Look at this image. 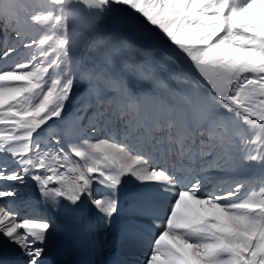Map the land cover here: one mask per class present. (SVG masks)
<instances>
[{"label":"snow or ice","instance_id":"obj_1","mask_svg":"<svg viewBox=\"0 0 264 264\" xmlns=\"http://www.w3.org/2000/svg\"><path fill=\"white\" fill-rule=\"evenodd\" d=\"M114 6L132 17L117 22L186 58L191 71L184 79L194 87L178 107L161 96L132 94L106 68L68 67L75 14L99 17ZM23 8L14 3L0 12L16 20L5 25L15 38L7 37L0 54V237L20 250L24 264H49L51 244L65 227L58 218L71 217L85 199L111 223L120 214L127 178L146 191L131 201L136 222L125 231L159 230L145 264H264V189L246 199L240 198L242 183L203 193L207 173L185 177L167 166L176 144L183 154L185 135H196L194 122L214 130L229 119L256 137L239 134L245 147L237 163L264 166V0H41L21 19ZM21 50L28 55L13 61ZM161 55L179 70L178 57L166 49ZM81 85L78 115L86 114L87 98L94 96L100 107L108 106L98 115L122 126V139L110 130L96 138L104 129L93 123L66 147L55 133L42 143L40 133L62 120ZM199 139L203 143V131ZM200 155L211 159L213 152L202 148ZM73 156L81 162L72 163ZM93 184L104 187L102 198L93 195ZM29 187L34 203L22 217L14 205Z\"/></svg>","mask_w":264,"mask_h":264},{"label":"bare ground","instance_id":"obj_2","mask_svg":"<svg viewBox=\"0 0 264 264\" xmlns=\"http://www.w3.org/2000/svg\"><path fill=\"white\" fill-rule=\"evenodd\" d=\"M118 19L125 20L117 13H114L112 17L114 30L111 32L115 41L124 38L137 45L146 47L162 44L157 40H145L136 28L126 23H119L117 22ZM165 47L168 48L166 45H163L164 50L166 49ZM111 48L112 45L110 44V51ZM167 52L174 57H178L177 61L186 63L184 60L185 58L180 56L181 54L175 52L173 48H168ZM102 65L103 64H101L100 67H102ZM176 106L178 107L179 105L176 104ZM64 116L65 113L63 117ZM66 117V127L64 129H57L55 122L50 129L46 127L40 133L42 143L46 144L52 133H55L60 136L61 144L66 147L68 142H78L79 136L90 132L91 124L93 123L104 129V131L94 134L96 138H104L105 135L109 134L110 130L111 135L115 136L117 139H122V126L119 122L114 119L111 121L108 120L107 122L105 121L104 124L100 125L98 113L96 111L88 110L86 112L84 117L85 125L83 126H81L79 120L75 119L72 115L68 114ZM227 126V131H220L222 143L220 145L214 144V146L209 147V144L206 142L203 143V145H199L193 138L199 131H203L207 134L210 133L211 130L200 126L198 122H194L192 128L198 129L196 135H192L191 132L185 135L183 139V154L180 153L181 144H176V151L170 153L167 157V166L178 175L185 177L199 174L203 178L205 173H207V179H205L202 188L203 193L227 189L234 186L235 183H242L244 187L240 192V198L246 199L249 195L259 193L264 189V166L260 164L240 165L237 163V161L244 156L243 149L245 147L237 137V130L240 124L236 120L229 119ZM246 133L252 139L256 138L253 130L248 129ZM177 140H179V137H177ZM92 142L95 141L93 140ZM202 148H208L213 152L211 159H204L201 157L200 153ZM226 158L233 160V165L231 167L225 165ZM70 159L72 163L81 162L79 158L74 156ZM162 161L161 159L160 162ZM31 189L33 188L29 187L24 189V195L22 197L27 196V191ZM33 191L35 190L33 189L31 192ZM92 191L94 196L101 198L102 191L98 188V184H93ZM145 191L146 189L138 186L137 183L134 182V178L125 179L120 189L119 201L122 203L120 214L116 215L113 220L115 230L119 232V239L118 242L112 246L106 244L107 223L101 218L102 214L97 213L96 210L92 208L87 199H85L84 204L71 217L60 216L58 219L65 227L51 244L47 257L49 264H72L74 260L75 243L73 244L71 242V235L72 228L75 224L83 226L87 230L88 239L84 246L85 264H90L91 262H93V264H145L146 256L150 255L149 244L154 236H149L145 233H138L135 235L128 234L125 231L126 227L134 226L131 221L132 219L136 220V217L131 214V208L128 211L123 210L125 204L131 206L133 198ZM43 207L47 209L46 206ZM52 215L57 219L53 212ZM156 231V235H158L159 230ZM0 264H24V257L20 250L3 237H0Z\"/></svg>","mask_w":264,"mask_h":264},{"label":"rangeland","instance_id":"obj_3","mask_svg":"<svg viewBox=\"0 0 264 264\" xmlns=\"http://www.w3.org/2000/svg\"><path fill=\"white\" fill-rule=\"evenodd\" d=\"M39 2H41V0H0V12L9 8L14 3L21 4L24 8L20 10L19 15L20 18L23 19L26 14L32 10L34 5ZM112 11L125 20H130L132 18L131 14L122 7L114 6ZM112 11L99 17L80 15L79 13L75 14L72 24V33L75 42L70 51L71 59L68 62V67L77 68V66L81 64L84 66H100L103 64V68H106L112 75L124 81L129 90L133 92L132 94L140 95L149 93L152 95H162L161 97L165 98L169 104L180 105L184 94L191 87H194V85L188 84L184 79V74L191 71L187 63L177 61L179 65L178 70L176 65H173L161 55V51L145 50L139 46L128 43L124 38L120 39L117 43L112 57L104 62L113 39L112 32L114 30V25L112 22ZM9 23L15 26L16 20L12 19L9 21L4 15H0V54H2V45L7 37L10 36L15 38V32L12 31L11 28H9L7 32L5 31V25ZM32 34L39 38L43 37V34L36 29L33 30ZM138 49H141L142 52L137 51ZM32 51L36 56H39L38 50L34 48ZM26 55H28V53L21 50L18 57H13V61L17 58L23 60ZM109 61H111V63H109ZM185 62H187V60H185ZM9 63H11V61ZM83 87L84 85H81L74 90L72 99L67 104L65 116L62 120L56 121V124L58 123L61 129L66 127L65 120L68 114L79 120L81 126L85 125V115L81 117L77 112L81 107ZM173 92H175V96ZM113 94L115 93L109 92L110 96ZM87 103L89 111L92 110L97 113H106L108 111V106L105 105L104 107H100L94 96L88 97ZM98 117L100 125L108 121L100 115H98ZM227 122L228 120L226 121V126L211 130L210 133L207 134L204 133L205 139L203 143L206 142L209 144V147L214 146V144L220 145L222 143L220 131L228 130ZM237 132L238 138L241 133L248 136L246 133L247 131H245V126H240ZM196 142H198L199 145H203L199 139V133L197 134ZM225 165L231 167L233 165V160L226 158ZM101 188L104 189L102 186ZM107 229L108 238L112 236L110 239H113L114 226L112 221Z\"/></svg>","mask_w":264,"mask_h":264},{"label":"water","instance_id":"obj_4","mask_svg":"<svg viewBox=\"0 0 264 264\" xmlns=\"http://www.w3.org/2000/svg\"><path fill=\"white\" fill-rule=\"evenodd\" d=\"M112 14L114 15V12H112ZM155 47H157V48H160L161 50H164V48H163V45H155ZM166 48V47H165ZM168 48H166V50H167ZM180 56H182V57H184V55L183 54H181ZM185 58V57H184ZM185 60H186V58H185Z\"/></svg>","mask_w":264,"mask_h":264}]
</instances>
